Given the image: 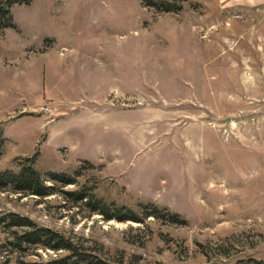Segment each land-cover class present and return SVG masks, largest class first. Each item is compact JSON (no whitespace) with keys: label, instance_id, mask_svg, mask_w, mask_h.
<instances>
[{"label":"rangeland","instance_id":"rangeland-1","mask_svg":"<svg viewBox=\"0 0 264 264\" xmlns=\"http://www.w3.org/2000/svg\"><path fill=\"white\" fill-rule=\"evenodd\" d=\"M146 1L12 8L0 172L30 158L54 190L0 189V264L65 255L13 250L9 214L108 264H264V0ZM82 185L143 223L63 194ZM156 206L160 218L146 217Z\"/></svg>","mask_w":264,"mask_h":264},{"label":"trees","instance_id":"trees-1","mask_svg":"<svg viewBox=\"0 0 264 264\" xmlns=\"http://www.w3.org/2000/svg\"><path fill=\"white\" fill-rule=\"evenodd\" d=\"M148 6H155L154 3L147 0ZM30 0H0V35L6 29H15L16 24L12 13V8L16 5L29 4ZM165 4V3H161ZM174 9H168L173 11ZM5 139L0 130V155L5 146ZM20 166V171L12 173L9 171L0 172V189H5L8 186L16 192L29 193L37 197H48L53 194V187L48 186L43 182L42 177L33 168L34 160L26 159ZM55 182L62 183L65 187L74 185L75 182L68 177L53 176ZM67 199H72L75 203L83 202L86 205H98L99 212L107 219H117L118 221H134L143 223L142 218L137 216L121 217L120 215H111L109 206L101 204V199L92 196L89 193V187L82 185L77 190L63 191ZM164 213V209L155 207V211L147 213L145 216H153L160 218ZM7 222V226L17 231L12 232L10 246L17 252H27L31 249H43L46 251L64 252L65 255H60L49 260H41L27 264H108L101 257L88 253L84 247H81L76 241L66 237L64 234L55 231L51 228L38 225L30 218L9 214L2 219Z\"/></svg>","mask_w":264,"mask_h":264},{"label":"crops","instance_id":"crops-1","mask_svg":"<svg viewBox=\"0 0 264 264\" xmlns=\"http://www.w3.org/2000/svg\"><path fill=\"white\" fill-rule=\"evenodd\" d=\"M64 56H65V55H64ZM51 57L54 58V53H53V52L51 53Z\"/></svg>","mask_w":264,"mask_h":264}]
</instances>
